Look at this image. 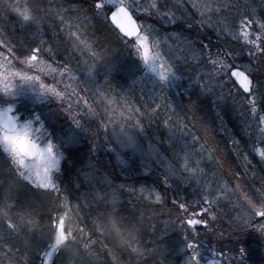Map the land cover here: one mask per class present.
Wrapping results in <instances>:
<instances>
[{"label": "trees", "instance_id": "16d2710c", "mask_svg": "<svg viewBox=\"0 0 264 264\" xmlns=\"http://www.w3.org/2000/svg\"><path fill=\"white\" fill-rule=\"evenodd\" d=\"M21 1L28 9H33L31 13L34 17L37 5L50 6L52 14L57 15L58 11L63 12L58 6L68 3V0ZM231 1L213 0L214 5H221L223 8L219 16L220 23L217 25L218 30L223 29L222 36L218 38L212 29L205 28L204 31L216 47H231L235 50L239 49V43L232 40L228 33L238 30L234 27L238 24V18L235 13L232 17L228 15L231 5L247 4L255 18L263 19L264 0ZM81 2L82 0H73L75 4ZM153 2L161 11L175 13L181 19L198 15L192 8L193 0H140L146 8ZM194 2L203 5L209 0ZM167 5L172 7V11ZM84 7L87 9L86 3ZM4 8L7 13H0V31L4 22L12 25L15 20L21 21L4 0H0V11ZM154 11L156 10H151ZM151 12L137 13V18L140 21H149L151 27L157 29L153 33L156 39L161 42L166 39L163 52L167 58L171 56L176 62L174 74L177 80L175 89L161 91L164 97L160 99L147 96L144 98L140 96L143 94L139 90L136 92V99L133 98L131 105L133 109L136 106L140 110L137 120L140 121L143 131L134 127L135 121L132 119L117 123L124 130L125 136L128 134L132 138L134 134L133 138L137 142L133 143V149L128 147V139H123L124 146H119L114 132L110 131L111 146L128 157L131 161L130 167L124 170L116 166L113 170H106L100 163L97 154L112 152V147L105 143L104 124L107 130L110 125L107 120H82L80 112L85 111L82 106L74 105L77 112L68 116L58 109V106L66 108V103L50 104L52 111L50 110L48 119L45 116L43 120L50 129L52 141L65 149L63 152L66 164L62 174L56 176V185L60 191L56 188L45 191L32 187L25 182V178L17 175L15 168L0 152V238L5 235L4 243L0 244V264H41L40 258L44 256L42 250L47 246L53 249L56 230L60 225L66 239L54 250L55 264H183L185 257H177V252L183 251V241L179 234L182 230L183 214L172 205L171 194L162 205H147L150 199L154 200V195L147 190H158L161 187L160 191L163 192L161 180H167L168 184L174 185L173 193H178L188 203L197 199L191 190L192 179L185 175L181 166L182 147L177 144L169 147L166 144L169 122L173 124L171 130L178 132L174 128V113L180 114V120L187 125V128L182 127L179 131L187 136H197L206 145L208 152H211L214 160L216 159L220 174L213 178L209 175L214 184L218 185L222 179L234 188L242 179L241 182L249 185L264 204V164L252 151L253 140L257 148H261L262 144L255 137L257 127L250 125L254 118L248 106L242 103L237 86L225 76L221 78L223 91H220L219 86L215 88L219 95H203L196 85V79L211 72L212 65L196 62L185 52L180 41L176 40L174 29L178 30V26H165L158 18L153 19ZM181 13L185 15L181 16ZM88 15L91 16V13ZM70 22H75L74 16L70 18ZM59 24L60 20H55V23L52 21L43 37L46 47L52 49L49 53L55 65L64 66V61L70 54L81 59L91 58L94 67L101 74L99 79L109 83L112 90L115 89V94H123L129 99L128 89L133 83L137 82L138 87L141 82L144 88L142 79L145 69L142 62L131 48L124 45L110 21L105 22L101 18L90 21V30L101 47H97L87 38H80V42H76L79 44L76 51L71 43L72 38L61 43L54 37L53 30ZM72 31L76 29L73 28ZM23 36L24 40L29 41L25 34ZM21 43L22 49L26 50L27 45ZM216 47H213V52ZM257 65L261 77H264V62ZM68 66L76 70L75 59ZM80 74L83 76L82 72ZM83 82L85 83L84 79ZM83 82L80 88L85 95H89V86ZM58 88L63 91L64 85ZM225 96L228 97L227 101ZM229 100V105H233L235 109L233 118L222 114L228 109L226 103ZM166 104L169 105L167 109L164 107ZM260 110L262 111L258 109V114H262ZM98 111L102 116L103 112ZM151 112L159 116L157 124L147 117V113ZM166 114L173 118L166 122ZM75 120H82V126L77 127ZM92 124L98 127L94 128ZM92 136L93 141L90 139ZM199 141L196 140L195 144L200 146ZM234 141L237 143L234 144ZM162 163L169 168L167 174L162 172L166 170ZM120 185L135 188L136 192L130 195L128 191H124L121 194L117 191ZM141 188L146 191L141 193ZM113 193H116L115 198ZM148 193L150 196L146 198ZM9 222L13 227L8 226ZM198 229L202 230L199 227ZM162 235L164 237L160 239ZM221 244L223 242L220 247ZM221 250H227V245Z\"/></svg>", "mask_w": 264, "mask_h": 264}, {"label": "snow or ice", "instance_id": "6c2138e0", "mask_svg": "<svg viewBox=\"0 0 264 264\" xmlns=\"http://www.w3.org/2000/svg\"><path fill=\"white\" fill-rule=\"evenodd\" d=\"M85 3L87 9L84 7ZM58 8L63 9V12H57L60 24L53 30V34L61 43H66L69 38H87V40L94 42L97 47H101L95 40L94 33L90 30V21L96 18H101L105 22L110 21L114 29L118 30V35L124 45L134 49L135 54L145 65H149L153 71H158L159 78L163 82L176 72V62L171 56L165 59L158 45L153 43L152 34L157 32V29L146 26L145 22L137 18V13L151 12L152 9H155L156 11L151 12L153 19L158 18L167 27L178 26V30L174 29L175 38L180 41L185 52L190 54L198 63L207 62L212 65L211 72L196 79V85L200 88L201 93L206 96L219 95L215 92V88L219 86L222 92L221 78L227 76L234 86H238L237 92L240 94L242 103L248 106L252 117L258 121L261 133L259 139L264 144V114H258V109L264 108V81L254 80L251 75L255 70L251 66L252 61L264 57V19L255 18L254 13L249 11L247 4H233L230 9L238 18V24L234 25L238 30L230 31L228 34L232 40L241 44L239 52H235L229 47L223 49L216 47L212 43L211 37L202 31L205 28L212 29L218 38L223 34V29L218 30L217 28L223 8L221 5H214L213 0H209L203 5L197 4L193 0L192 8L196 10L198 15L188 16L186 19L177 17L175 13L161 11L155 2L146 8L140 3V0H82L80 4L68 0L66 5H60ZM29 12H33V9L29 8ZM89 12L91 16L88 15ZM34 14L37 17L43 15L55 23V18L50 12V6L37 5ZM184 15L181 13V16ZM73 16L75 22H70V18ZM32 18V15L23 16L25 20ZM214 18H216L215 22ZM73 28L76 31H72ZM34 29V36L39 38V43L21 40L23 44L27 45V48L25 52L19 55L16 53L14 41L9 40L8 43L0 41V49H2L0 50V92L12 91L14 82L18 79L27 84L35 83L41 89L42 94L51 95L56 100L61 101L62 104L66 103L65 111L69 115H71L74 105L82 106L85 109V111L80 112L82 120L99 119L102 122L104 120L109 122L119 120L123 123L131 119V116H125L123 111L117 117V101L111 98L107 83L104 90L98 91L89 88L87 90L89 95H85L84 90L80 88L82 80L79 73L84 72L89 77L92 75L94 63L91 58L81 59L70 54L65 59L63 68L59 64L52 67L46 59L42 58L46 47V42L43 39L45 33L42 31V27L38 25H34ZM206 39L207 42H205ZM217 43H219V39ZM213 47H216L215 52L212 51ZM48 51L51 52L52 49L49 48ZM245 56L249 58L248 63H244L242 60ZM73 59L76 61L75 73L68 67ZM81 64L83 67H80ZM65 74H67L68 82L57 79V76L64 77ZM44 76L51 77V82H45ZM192 79L194 78L192 77ZM73 81H77V83L73 85ZM61 84L64 85V90L58 91L57 89ZM161 96L163 98V92H161ZM98 98L99 102H97ZM164 107L167 109L169 105L166 104ZM98 110H102V116ZM132 111L138 113L140 110L132 109ZM13 112L14 109L9 108L7 112L0 113V146L17 166V175L24 176L25 182L32 187L41 188L43 185L41 190H46L48 186H53L57 191H60L51 176L59 163L54 153L53 144L49 141L46 145H42L33 136L31 126L29 124L20 126L13 116ZM82 120H75L74 124L80 127ZM134 126L143 131L139 120L135 122ZM167 127L173 128V124L168 123ZM182 127L187 128V125L179 117H176L174 128L179 131ZM195 139L199 141L197 136ZM233 143L236 144L237 142L234 141ZM204 151H208V149L204 143L200 142L199 151L194 156L185 155L183 159L185 163L189 158L195 162L193 177L198 185L203 183L208 188L207 192L202 190L198 199H193L191 203H188L178 193H173L174 185L161 180L163 192L160 191L161 187L158 190H147L154 195V200L150 199L147 205H162L171 194L172 205L176 206L179 213L183 214L182 230L179 232L180 239L183 241V251L177 252L178 258L181 255L185 257L183 264H229V260L225 259L229 256L231 259L239 261V264H257L253 257L259 253L264 258V240L253 231H248V238L243 240L239 239L237 233H227V252L218 249L216 245L210 244L206 239L215 230L212 222L220 218L216 211L219 203L212 194L213 189L219 190L220 188L204 179L206 173L200 167L202 161L206 159L203 156ZM252 151L258 155L261 163L264 164V148H257L255 140L252 142ZM244 158L247 160V155ZM117 191L121 194L128 191L131 195L136 192V189L128 188L127 185H120ZM140 191L143 193L146 189L141 188ZM115 195L116 193L112 194L113 198ZM257 218L264 220V213L258 214ZM8 226L13 227L11 222ZM198 226L204 231H198ZM257 229L264 230V224H258ZM220 232L223 235L225 231L220 230ZM163 237L162 235L160 239ZM223 247L224 245L221 244V248ZM42 251L44 256L40 258L41 264H55V253L51 246H47ZM50 253H52V257L49 259ZM259 264H264V259H261Z\"/></svg>", "mask_w": 264, "mask_h": 264}, {"label": "rangeland", "instance_id": "374dc122", "mask_svg": "<svg viewBox=\"0 0 264 264\" xmlns=\"http://www.w3.org/2000/svg\"><path fill=\"white\" fill-rule=\"evenodd\" d=\"M228 1L232 2L231 0H228ZM4 2L8 6V8L15 14L16 18H18L21 21L15 20L16 22L13 23L12 25L7 22H4V24L2 25V30L0 31V41H4L5 43H8L9 40L14 41L16 43V53L17 55H19L25 52V50L22 49L23 46L21 47L22 45L21 40L25 39L23 35L25 34L26 38L28 37L29 41L31 42L35 41L36 43H39V38L35 37L33 33V31L35 30L34 25H38L42 27V31L46 33V30L51 26V22L53 20L50 18H46L43 15L34 17V15L29 12V9L23 4L21 0H4ZM167 6L169 7L168 9L172 11V7L169 5ZM228 6L230 8L229 3H228ZM5 12L7 13V10L5 8L2 9V11H0L1 14ZM24 15H32L33 18L29 20H25L23 19ZM228 15L232 17L234 15V12L229 10ZM52 17H54L57 22L60 20L59 16L57 15L52 14ZM145 25L151 26V24H149V21H145ZM204 30L205 29H202L203 32H205ZM16 33H18V35H16ZM152 36H153V43L158 45L161 54L164 56L165 59H167V56L163 52V45L167 44L166 39L164 40L165 42H161L158 39H156L153 34ZM80 40L81 39L72 38L71 43L75 51L78 49V45H79L76 42L78 41L80 42ZM240 48H241V44L239 43V49H235L233 51L239 52ZM132 50L135 53L134 49ZM50 56L51 55L48 51V48L45 47V50L42 54V58L46 59L52 65V67H56L57 65H55V62L51 60L52 57ZM137 58L139 59L140 62H142L139 56H137ZM242 60L244 63H248L249 58L245 56L242 58ZM259 62H264V57H261L257 60L252 61L251 66L255 70L251 73V75L256 78L254 80L264 81V77H261V74L259 73V70H258L257 64ZM142 64L145 69L144 74H143L144 79H142L144 88L142 87L141 82H139L138 87H136L137 82L133 83L132 86L128 89L129 99L123 94H120V93L119 95L117 93L115 94L114 92L115 89L112 90V86L108 83V88L111 92V98H114L117 101V105H116L118 109L116 113L117 117H119L120 112L123 111L125 116H131V119L136 122L139 113L132 111L133 107L131 103H133V98L136 99L135 95L138 90L140 93L143 94L140 96L142 97L144 96V98H146L147 96L152 99H160L162 98L161 96L162 90L171 91L175 89L174 86L177 80V76L175 74L170 75L165 81L161 82L158 71H153L149 65H145L143 62ZM61 68H63L62 65H61ZM71 69L74 73L76 72L75 69L73 68ZM45 71H47V69H45ZM82 74L83 76H81V74L79 73L80 78L82 80L81 82H83V79H84L85 83L83 82V84H85L86 86L88 85L89 88L93 90H98V91L105 89L106 82L102 81V79H99L98 76L101 74L99 73L98 70H96L95 67H93L92 69L91 77H89L84 72H82ZM43 78L45 82H51V77L44 76ZM57 79H62L65 82H68L67 74H65L64 77L57 76ZM81 82L80 84H82ZM72 83L74 85L75 83H77V81H73ZM57 90L60 91L59 88ZM225 100L226 101L228 100L227 96H225ZM53 102H56L57 105H62V102L59 100H56L55 97L51 95L42 94L41 89L39 88L37 84L23 83L22 81L18 79L14 82V88L12 91L8 93L0 92V112L7 111L9 108H13L14 109L13 116L17 119L18 124L20 126H23L24 124H29L31 126V131H32L33 136L37 138L42 145H46L47 142L49 141H51V143L53 144L54 153L56 157L58 158L59 163L57 165V168L51 173V176H52L53 182L57 184L56 176L59 174H62V170L66 164L64 163L65 156L63 152V150L65 149L64 147L62 149L59 144H55L52 141V136L49 132L50 129L47 127V125L44 123V120H43L45 116L48 119L52 111L49 107H50V104H52ZM97 102H99V98ZM230 102L231 100H229L226 103L228 106V109L225 112H222V114L233 118V116H235V109L233 105H229ZM58 109L61 112H63L65 115L69 116L67 111H65L66 108H64L63 106H58ZM135 109H137L136 106H135ZM74 112H77V111L74 109V106H73L71 113H74ZM261 113L264 114V108H262ZM173 115L175 117L180 116L179 119H181L180 114L174 113ZM147 117L154 124H157V120H159V116L155 112L147 113ZM172 118H173L172 115L166 114L164 120L166 119V122H167L168 120H171ZM109 123L110 125H109L108 130H107L106 125L104 124L105 137H106L105 143L111 146L110 142L112 141V137L110 135V131H112L115 134V138L119 146L121 147L124 146L123 139H128V141L130 142L128 147L130 149H133L134 144L137 142L136 138H133L134 134H132L133 135L132 138L129 137L128 134H126V136L128 135V137L126 138L124 130L121 127H119V125L117 124L119 123V120H113L112 122H109ZM250 125H256L257 136L255 137L260 142L259 137L261 133H260V129L258 126V121L254 118L250 122ZM110 126L113 130L110 128ZM92 127L95 128L98 126H95L94 124H92ZM99 128H100L99 130L101 131L100 126ZM185 137H187L186 140H185ZM90 139L93 141L94 140L93 136L90 137ZM195 141L196 139L194 135L187 136L186 134L180 131L173 132L170 128L169 136L167 137L166 144L169 147L172 144H177L178 146L182 147L181 154H182V157L184 158L185 155L194 156L199 151L200 146L195 144ZM261 148H264V144H262ZM110 150L112 152L110 151L106 153L100 152L99 154H97V156L100 158L101 165L106 170H113L114 167L116 166H118L119 169L124 168V170H127L131 164V161L128 159V157L121 154L120 152H117L116 149H114L113 147ZM0 152L2 153L3 157L9 160L10 164L16 170L17 166L13 163L12 159L4 151L2 146H0ZM203 156L206 157V159L202 161L200 167H202L204 169V172L206 173V176L204 177V179L207 182L214 184L211 178H213L214 176H217L218 173L220 174V171L218 170L219 166L218 164H216V161H215L216 159L214 160L211 152L204 151ZM209 156L210 158H208ZM257 158L260 161L258 155H257ZM181 166L185 172V175L189 176L192 179L191 190H192V193L194 194V197L196 196V198L198 199L201 195V191L203 190L207 192L208 188L203 183H201L200 185L196 183V180L193 177V170L195 168V162L191 161V159L189 158V160L185 163L183 159ZM162 167L164 169L166 168V170H162V172L167 174L168 173L167 171H169V168L164 163H162ZM209 175L211 178L209 177ZM19 176L25 178L22 175H19ZM164 179L166 180V177ZM241 180H239V184H236V186L233 188L232 186L228 185L224 180L221 179V182L218 185L215 184L220 189L219 190L213 189L212 191L213 196L216 197L219 203V205L216 208V211L218 212V216L220 218L212 222L213 228L215 230L212 231L206 239L210 244L216 245L217 248L220 250H221L220 243L223 242L224 245H227V233H237L239 235V239L243 240L244 238L245 239L248 238L247 236L248 231H253L256 235L260 236L262 240H264V230L257 229L258 224H264V220H258L257 218L258 214L264 213V204L259 199V197L255 194V192L252 189H250L249 185H247L245 182H241ZM165 183H167V180ZM224 186H227V187H224ZM43 187L44 186L41 185V188ZM54 188L55 187L53 186H48L45 191H51ZM149 196L150 195L148 193L145 197L149 198ZM197 230L201 232L204 231V229L202 230L197 229ZM220 230L225 231L223 235H221ZM4 236L5 235L3 234L2 237L0 238V244L4 243V240H5ZM65 239H66V235L64 233V229L60 225L59 227H57V230H56L55 242H54L55 245L53 247V251L59 244L64 242ZM224 251L227 252V250H224ZM51 257H52V253L49 254V259ZM225 259L229 260V264H239V261L235 259H231L230 256L225 257ZM253 259L257 262V264H259V261L264 258H262L261 255L257 253V255L253 257Z\"/></svg>", "mask_w": 264, "mask_h": 264}, {"label": "water", "instance_id": "95a60500", "mask_svg": "<svg viewBox=\"0 0 264 264\" xmlns=\"http://www.w3.org/2000/svg\"><path fill=\"white\" fill-rule=\"evenodd\" d=\"M114 27V26H113ZM118 31V30H117ZM238 87V86H237ZM7 112V111H1L0 113ZM199 227V226H198Z\"/></svg>", "mask_w": 264, "mask_h": 264}]
</instances>
